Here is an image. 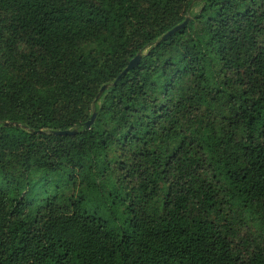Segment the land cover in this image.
<instances>
[{
  "label": "trees",
  "instance_id": "trees-1",
  "mask_svg": "<svg viewBox=\"0 0 264 264\" xmlns=\"http://www.w3.org/2000/svg\"><path fill=\"white\" fill-rule=\"evenodd\" d=\"M0 264H264V0H0Z\"/></svg>",
  "mask_w": 264,
  "mask_h": 264
},
{
  "label": "water",
  "instance_id": "water-1",
  "mask_svg": "<svg viewBox=\"0 0 264 264\" xmlns=\"http://www.w3.org/2000/svg\"><path fill=\"white\" fill-rule=\"evenodd\" d=\"M192 18L190 16L187 17V19L185 20L184 23L174 27L171 31H169L168 33H166L156 44H159L161 42H163L164 40H166L167 38H169L170 36L174 35L175 33H177L178 31H180L181 29L185 28L189 21L191 20ZM143 58V53H139L134 59H132L129 63V65L127 66V68L122 72V74L119 76V78L117 79L120 80L121 77L123 75H125L126 73H128L129 71L135 69L141 62ZM116 84V83H115ZM110 87V85H104L101 89V91L99 92V94L97 95V98L95 100V104L97 103V101L101 98V96L103 95V93ZM97 118V112L94 111L93 113V116L91 117V119L86 123V127L87 128H90L95 120ZM12 123L10 122H5V125H10ZM16 124V123H14ZM78 132V129H75V130H64V131H51L50 133L54 134V135H75L77 134ZM36 133L38 134H46L48 133V131H43V130H40V131H36Z\"/></svg>",
  "mask_w": 264,
  "mask_h": 264
}]
</instances>
